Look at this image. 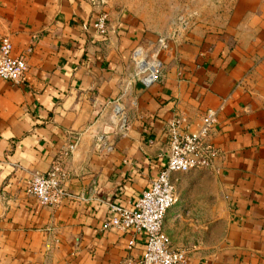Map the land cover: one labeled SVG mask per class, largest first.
Masks as SVG:
<instances>
[{"label":"crops","instance_id":"1","mask_svg":"<svg viewBox=\"0 0 264 264\" xmlns=\"http://www.w3.org/2000/svg\"><path fill=\"white\" fill-rule=\"evenodd\" d=\"M117 3L0 0V39L28 63L21 83L0 77V264H142L146 233L103 228L110 205H131L156 178L169 121L183 112L197 130L208 107L219 156L173 173L179 199L164 230L190 264H264V1L236 0L230 26L170 42L150 87L131 54L161 33ZM103 9L106 35L92 28ZM55 162L68 194L44 204L28 182Z\"/></svg>","mask_w":264,"mask_h":264},{"label":"built area","instance_id":"2","mask_svg":"<svg viewBox=\"0 0 264 264\" xmlns=\"http://www.w3.org/2000/svg\"><path fill=\"white\" fill-rule=\"evenodd\" d=\"M182 17V16H181ZM185 22L184 25H186ZM191 26H175L162 32L155 42L148 45L137 44L132 50L135 75L147 87L165 77V62L161 51L171 41L179 42L184 32ZM92 28L103 35L109 32V12L101 10ZM28 68L25 54L13 53V42L8 35L0 39V77L12 83H21ZM115 114L127 125V117L118 100L113 103ZM218 111L208 107L201 115V125L197 130L190 129V122L183 112L177 113L168 125L169 145L165 152L166 163L160 169L151 185L131 205L111 203V214L103 223V228L112 226L126 231L146 233L145 251L142 264H190L187 250L171 244L164 230V218L170 207L179 199L173 177L174 172L187 171L199 167H213L219 156V148L211 140L217 123ZM101 145L111 149L112 144L103 140ZM75 144H70L73 150ZM67 170L61 162H55L44 171H36L30 178L28 190L42 203L56 205L68 194L63 186Z\"/></svg>","mask_w":264,"mask_h":264},{"label":"rangeland","instance_id":"3","mask_svg":"<svg viewBox=\"0 0 264 264\" xmlns=\"http://www.w3.org/2000/svg\"><path fill=\"white\" fill-rule=\"evenodd\" d=\"M235 1L117 0V5L124 7L143 26L153 28L152 33L155 35L171 30L175 26H191L184 32L179 42L173 41L176 45H182L190 40V35L194 32V29L200 30L199 26H219L221 28L230 26ZM185 22H187L186 25H184ZM156 28L159 30H155ZM200 33L202 34L203 31Z\"/></svg>","mask_w":264,"mask_h":264}]
</instances>
